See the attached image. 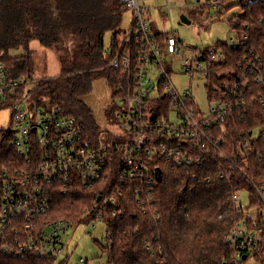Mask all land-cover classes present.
<instances>
[{"label":"trees","instance_id":"obj_1","mask_svg":"<svg viewBox=\"0 0 264 264\" xmlns=\"http://www.w3.org/2000/svg\"><path fill=\"white\" fill-rule=\"evenodd\" d=\"M216 2L220 14L240 7L241 15L234 16L229 24L243 46L217 44L223 58L210 63L206 88L210 100H229L226 86L239 84L238 99L245 104L240 115H230L226 125L228 146L237 150L242 137L252 140L250 167L241 171L231 168L228 161H210L202 168H178L159 161L155 167L162 171V180L155 182L151 191L140 177L121 181L120 164L113 157L111 167L95 188L86 189L79 180L70 184L59 181L46 220L84 224L93 217L88 212L97 205L98 193L106 191L116 200L103 210L106 240L102 254L108 264H237L226 244L234 221L227 215L233 206L232 194L246 189L253 205L263 204L258 195L264 189V156H259L264 152V105L253 100L264 97V0ZM126 10L121 0H0V62L13 79L33 78L31 43L38 41L54 50L61 71L56 78L37 80L33 96L75 118L85 139L96 147L110 143L111 137L97 122L85 98L98 81H105L113 89L123 80L120 72L108 66L104 43L108 32L115 40L122 34ZM21 49L22 55L11 56L12 51ZM258 78L261 83L256 82ZM110 107L114 111L113 104ZM222 169L226 173L223 178ZM208 177H212L211 182L206 181ZM137 186L141 189L138 192ZM0 264L53 261L0 252Z\"/></svg>","mask_w":264,"mask_h":264},{"label":"built area","instance_id":"obj_2","mask_svg":"<svg viewBox=\"0 0 264 264\" xmlns=\"http://www.w3.org/2000/svg\"><path fill=\"white\" fill-rule=\"evenodd\" d=\"M121 2L132 11L133 22L104 53L108 66L123 76L112 89L116 128L106 133L110 143L94 146L85 139L75 118L47 100L40 103L34 98L36 79H13L0 62V113L11 112L9 126L0 127V252L5 255H35L51 259L53 264H69L74 251L68 254L63 235L77 224L44 219L51 211L54 186L59 181L70 184L79 180L84 188H95L113 157L120 164L121 181L140 177L151 191L159 161L178 168H202L210 161H228L231 168L241 171L250 167L252 140L242 137L237 150L228 146L230 115H240L245 104L238 99L239 84L226 86L229 100H211L206 113L196 103L192 87L179 92L172 80L175 73L170 59H184L183 74L208 80V67L223 58L222 50L217 45L206 51L194 50L193 57L185 59L184 44L175 33L155 32L149 7L140 0ZM211 5L218 6L217 2ZM228 44L243 46L238 35ZM256 82L261 83V78ZM236 98L238 101L232 102ZM253 101L264 105L262 96ZM220 171L223 178L226 173ZM241 191L248 192L247 204L242 202ZM105 192L97 194L98 203L88 212L93 215L91 222H104L103 210L116 203ZM258 196L262 205H253L246 189L232 194L228 213L234 221L226 244L237 264H263L264 189ZM83 263L87 261L81 258L78 264Z\"/></svg>","mask_w":264,"mask_h":264},{"label":"rangeland","instance_id":"obj_3","mask_svg":"<svg viewBox=\"0 0 264 264\" xmlns=\"http://www.w3.org/2000/svg\"><path fill=\"white\" fill-rule=\"evenodd\" d=\"M217 0H140L141 5L151 9L150 16L154 23V30L163 33H175L176 37L182 41L185 50V59L193 57V51H206L221 43L232 44L237 39L236 33L231 29L229 20L234 16L241 15L238 5L229 11L224 10L222 14L211 3ZM237 0H232L236 3ZM171 7L169 10L168 7ZM185 16L189 23L182 21L181 16ZM133 22V14L130 9L123 13L121 32L128 31ZM120 34L117 38L122 36ZM115 36L108 32L105 37L104 47L109 51ZM33 53V79H53L60 71L61 65L57 53L51 48L42 46L38 41H33L30 45ZM24 50L11 52V56H20ZM184 59H170V66L175 75L172 77L173 84L177 91L183 92L192 87V93L196 103L204 112L210 109V98L207 92V80L197 74L191 76L183 74ZM85 101L93 109L97 122L103 130L110 132L116 128L112 103V89L105 81H98L94 85L93 92L85 98ZM113 111V116L109 115ZM10 110L0 113V127H8L10 124ZM242 202L248 203V192L241 191ZM227 215H231L230 213ZM106 225L101 220L73 225L68 232L63 235V242L66 245L68 254L74 251L69 264H78L81 258L87 264H108L107 256L102 254V245L105 243ZM86 264V263H83Z\"/></svg>","mask_w":264,"mask_h":264},{"label":"water","instance_id":"obj_4","mask_svg":"<svg viewBox=\"0 0 264 264\" xmlns=\"http://www.w3.org/2000/svg\"><path fill=\"white\" fill-rule=\"evenodd\" d=\"M181 19H182L183 22L189 23V21L186 19V17L184 15L181 16ZM156 179H157V181H161L162 180V171L160 169L156 170Z\"/></svg>","mask_w":264,"mask_h":264},{"label":"crops","instance_id":"obj_5","mask_svg":"<svg viewBox=\"0 0 264 264\" xmlns=\"http://www.w3.org/2000/svg\"><path fill=\"white\" fill-rule=\"evenodd\" d=\"M153 23V22H152ZM153 28H154V23H153ZM159 32H161V31H159Z\"/></svg>","mask_w":264,"mask_h":264}]
</instances>
